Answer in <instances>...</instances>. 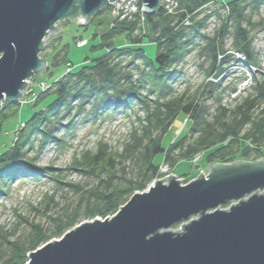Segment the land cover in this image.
<instances>
[{
    "label": "trees",
    "instance_id": "1",
    "mask_svg": "<svg viewBox=\"0 0 264 264\" xmlns=\"http://www.w3.org/2000/svg\"><path fill=\"white\" fill-rule=\"evenodd\" d=\"M212 1L178 0L180 12L176 15L160 11L144 15L143 21L139 16L133 21L115 20L104 32L92 36L97 42L91 51L100 50L101 55L53 80L48 90L38 93L32 104L33 114L17 131L12 145L0 154V198L7 195L15 181L29 178L58 183L68 188L76 200L61 213L47 216L45 225L29 223L21 239H4L7 246L0 264H25L27 254L51 238H60L84 220L115 214L135 192L144 191L157 177L158 155L162 154L171 168L197 154L206 166L235 161L257 163L264 158V75L259 70L250 74L251 86L232 104H224L225 89L221 88V79L228 71L223 64L233 60L244 68L261 67L243 24L259 14L264 0H227L228 15L208 9ZM104 10L110 7L94 17ZM213 14L222 23L209 35L206 30ZM187 17L191 24L185 27ZM231 28L230 51L244 57L243 61L220 49ZM145 39L156 45L155 62L145 55ZM194 47L206 51V77L214 75L218 81L206 80L195 92L189 94L186 88L178 95L170 78H176L177 66ZM58 55L52 59L53 67L64 61L57 62ZM41 59L47 60L48 55L42 53ZM235 90L236 86L232 87L227 95ZM37 91L33 88L32 96ZM50 96V102L39 109V103ZM18 110L17 104L4 103L0 132L3 122ZM112 114H126L133 119L121 151L98 142L94 150L74 158L69 167L87 175L90 182H68L61 171L37 165L38 156L49 143L64 142L56 136L57 130L72 131L80 116L83 122L89 116L96 122ZM180 114L188 118L184 125L189 122L188 132L165 149L163 138ZM180 177L185 182L195 178ZM229 205L227 202L223 207Z\"/></svg>",
    "mask_w": 264,
    "mask_h": 264
},
{
    "label": "water",
    "instance_id": "2",
    "mask_svg": "<svg viewBox=\"0 0 264 264\" xmlns=\"http://www.w3.org/2000/svg\"><path fill=\"white\" fill-rule=\"evenodd\" d=\"M115 1L0 0V103L22 101L26 79L42 76L39 53L60 33L57 22L86 25ZM140 1L144 15L158 13L159 0ZM204 170L185 185L174 176L155 181L110 219L80 223L28 253L26 264H264V159Z\"/></svg>",
    "mask_w": 264,
    "mask_h": 264
},
{
    "label": "rangeland",
    "instance_id": "3",
    "mask_svg": "<svg viewBox=\"0 0 264 264\" xmlns=\"http://www.w3.org/2000/svg\"><path fill=\"white\" fill-rule=\"evenodd\" d=\"M114 3L106 6L110 7V10H104L101 14L95 17L92 16L90 19V21H92L91 24L90 21L86 25H79L77 24L76 19L69 20L70 22L68 20H64L57 22L55 25V27L58 26V32H60L58 35L51 36V32L47 33L46 37H51L45 41L39 53L40 59L42 53L46 56L48 55V59L46 60L47 65L42 76H39L38 74H31L26 79V83L29 82V86L27 85V88L23 93L24 98L22 101L16 100L10 102L3 100L0 103V109L4 107L5 102L15 103L18 105L19 109L15 115L6 119L1 126L0 154L12 145L17 131L33 114L34 110L32 104L35 102L34 100L36 97H38V93L44 92L40 90L39 85L43 83L44 85L47 84L50 87V83L53 80L60 79L73 70H77V68L84 63H90V61L97 58L101 55L102 51H91V47L97 42L92 39V36L95 33L101 34L104 32L108 27L113 25L115 20H128L126 18L121 19V17H123L122 15L118 17L115 16L117 7L114 6ZM221 3L222 2L220 0H213L208 4V9L214 12L218 11L219 14L223 11L229 13L230 6L228 5L227 0H225L226 6ZM136 9L137 12L135 13L133 19H135L136 16H139V20H141V15L143 13L141 11L140 0H137ZM227 13L226 15H228ZM247 22L248 23H244L243 25L248 30L249 38L252 42L254 51L257 53V59L261 63V67L257 69L248 65L244 68V66H240L237 63L235 64L233 60L227 64H223V67H227L226 69H228L226 76L221 79V88L225 89L223 92L224 104H232L233 101H236L237 98L241 97H233V95L237 91L238 87L244 83L245 78L248 77V75L258 73V70L261 71V74H264V28L262 26L264 24V5L260 8L259 14L252 15V18H250ZM258 22H260V25L253 26V23L255 24ZM221 23V20L216 18V14H213L210 19V25L206 30L207 33L211 35L214 29L218 28ZM231 31L232 28L228 30L229 35H226L222 44H220V49L223 51L232 49ZM81 41H86V45L80 46ZM120 44L123 45V43ZM142 48L145 51L147 59L155 62L156 45L145 39L142 44ZM57 53H59L58 58L56 59L57 62H59V59H63V63L65 64L62 63L59 67H53L52 59ZM205 53L206 51L202 52L198 47H194L187 55L184 62L177 66L179 74H175L176 78H170L171 85L176 94H182L186 88L189 89L188 93L191 94L195 92V90L198 89L199 86L206 80L210 82H216V80L218 81V77H215L214 75L206 77L205 73L209 65V59L206 57ZM238 55L239 56L235 57L240 59V61H243L244 57L240 54ZM48 67L49 71H47ZM234 86H236V90L231 92L230 96L227 95V93ZM248 87H245V91L248 90ZM33 88L34 90L38 89L34 96H32ZM30 90L31 92L27 94ZM51 99L52 96L44 98V100L41 101L37 107L42 109L50 102ZM209 102L211 103L212 101ZM186 117V115L180 114L178 119L174 121L171 129L163 138V148L166 149L174 141H178L181 137L187 134L189 122H187V126L184 128L188 119ZM132 120L133 119L131 117H127L126 114H112L105 119L96 122H92L91 116H89L87 122H83L84 120H82L80 116L72 126V131L61 128L55 132L56 136L63 139L64 142L49 143L38 156L37 165L51 167L54 170L61 171L59 172L60 175L68 182L79 184L90 182L87 175L69 168L71 167L74 158H78L84 151L94 150L98 142L109 145L113 150L121 151L123 143L127 141V135ZM197 157L198 160L194 161ZM155 163L159 166L157 177L152 180L149 186L155 181H160L168 176L176 177V179L180 180L182 185H185L186 183L196 179L200 174L204 177L207 176L209 172H206L204 169L212 166H206L203 161H201V154L195 155L190 161H182L173 168L163 161L162 154L155 158ZM230 164L232 163H225L221 165ZM180 176L195 178L185 182L184 177ZM163 182L165 183V181ZM258 193L264 194V190H260ZM75 200L76 199L73 197L68 188L59 185L58 183L50 182L46 179L35 180L25 178L15 181L7 195L0 198V256L3 257V253L6 251L7 242L4 239H7L8 241H13L16 238L21 239L26 235V232H28L29 223H41L45 225L48 221L47 216L61 213L62 210L71 205V203ZM229 207L224 208L222 206L220 208L227 210ZM119 210L120 209H118V211ZM112 216L110 215L107 219H110ZM95 219H99L104 222L106 218ZM95 219L84 220L81 223L85 221L93 222ZM189 221L190 220L188 219L187 221H182L181 223L173 226L172 231L175 232L181 230L180 226L182 224H188ZM79 225L80 223L73 228ZM64 235L65 233L62 236ZM60 238H51L48 242H54L56 240H60ZM46 243L42 244L38 248H41Z\"/></svg>",
    "mask_w": 264,
    "mask_h": 264
},
{
    "label": "built area",
    "instance_id": "4",
    "mask_svg": "<svg viewBox=\"0 0 264 264\" xmlns=\"http://www.w3.org/2000/svg\"><path fill=\"white\" fill-rule=\"evenodd\" d=\"M220 1L222 2L221 4L226 6L225 0H220ZM136 3H137V0H117L114 3V6L117 7L115 16L118 17V16L122 15L123 17H121V19H124V18L131 19L135 15V13L137 12ZM163 4H164L165 10L168 13H171L172 10L175 9L179 5V2H178V0H163ZM143 20H144V16L142 14L141 15V21H143ZM190 24L191 23H190L189 17H187L183 21V26L188 27V26H190ZM85 45H86V41L80 42V46H85ZM251 84H252V78H251V75H248V77L245 78L244 83L240 87H238V89L235 92V94L233 95V97L243 95L245 93L244 92L245 87L251 86ZM27 85L29 86V82L27 83ZM39 88L41 91H45L49 88V86L47 84L44 85L43 83H41L39 85ZM248 89H249V87H248ZM30 92H31V90L28 91V93L26 91L27 94H29ZM196 160H198V157L194 159V161H196Z\"/></svg>",
    "mask_w": 264,
    "mask_h": 264
},
{
    "label": "bare ground",
    "instance_id": "5",
    "mask_svg": "<svg viewBox=\"0 0 264 264\" xmlns=\"http://www.w3.org/2000/svg\"><path fill=\"white\" fill-rule=\"evenodd\" d=\"M159 4H160V8H159V11L158 12H160V11H162L163 13H165V15H176V14H178L179 12H180V10L178 9V6L175 8V9H173L172 10V12L171 13H168L166 10H165V8H164V4H163V0H159ZM223 11V10H222ZM227 12L226 11H223L222 12V14H226ZM228 14V13H227ZM143 16H144V14H143ZM134 18V16L131 18V19H128V20H132ZM224 53L225 54H228V55H231V54H233V55H235V56H239L237 53H233L232 51H230V50H226V51H224ZM264 75V74H263ZM212 82V81H211ZM215 82V81H214ZM216 82H217V80H216ZM239 98H237V100H238ZM233 102H235V101H233ZM180 231V230H179Z\"/></svg>",
    "mask_w": 264,
    "mask_h": 264
}]
</instances>
